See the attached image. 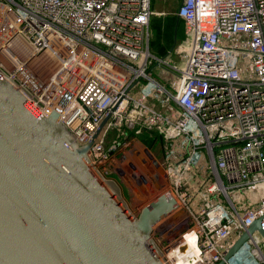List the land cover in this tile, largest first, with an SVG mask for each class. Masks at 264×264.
Returning a JSON list of instances; mask_svg holds the SVG:
<instances>
[{
  "label": "built area",
  "instance_id": "built-area-1",
  "mask_svg": "<svg viewBox=\"0 0 264 264\" xmlns=\"http://www.w3.org/2000/svg\"><path fill=\"white\" fill-rule=\"evenodd\" d=\"M161 14L150 0H0V76L24 89L35 111H58L81 145L107 119L88 152L89 164L106 179L117 148L115 141L105 146L111 128L116 139L128 132L169 144L181 136L188 154L164 171L184 202L185 228L172 243L162 236V245L155 226L153 239L164 257L191 224L198 249L192 264H215L254 220L264 232V0H179L176 15L188 42L179 64L149 50V22ZM155 67L173 75L168 88L153 78ZM134 87L166 110L178 107L180 116L172 120L134 99ZM147 114L154 123L145 122ZM200 157L209 168L203 188L216 197L208 202L205 194L194 209L183 181ZM249 189L254 196L236 197ZM224 264H264V239L254 233Z\"/></svg>",
  "mask_w": 264,
  "mask_h": 264
},
{
  "label": "water",
  "instance_id": "water-1",
  "mask_svg": "<svg viewBox=\"0 0 264 264\" xmlns=\"http://www.w3.org/2000/svg\"><path fill=\"white\" fill-rule=\"evenodd\" d=\"M23 92L0 76V264H167L153 231L177 209L174 197L131 214L115 180L89 164L105 120L81 145L58 111H35ZM254 233L264 239L260 219L215 264Z\"/></svg>",
  "mask_w": 264,
  "mask_h": 264
},
{
  "label": "rangeland",
  "instance_id": "rangeland-1",
  "mask_svg": "<svg viewBox=\"0 0 264 264\" xmlns=\"http://www.w3.org/2000/svg\"><path fill=\"white\" fill-rule=\"evenodd\" d=\"M173 1L175 2H172V0H165V1L158 0L157 2H155V0H152L151 9L155 12L163 11L166 13L167 16L171 14L173 16L174 8L175 6L176 7L178 6V0H173ZM173 3L175 5H173ZM155 7L157 9H155ZM155 19H161V18L157 16ZM166 23L167 21L165 19L163 24H161L163 30H166ZM166 33L167 31L165 32V34ZM161 35L162 33H160L159 38H156L157 41H155V44H157V46L159 45L163 47H165L166 44L171 45V38L169 39L166 37L162 38L164 35L162 36ZM153 37H154V33L151 32V35H150L151 53L154 52L153 51L154 50L153 49L154 47ZM187 46H188V42L186 41V39L181 38L172 47V49L174 50L172 53L175 55L174 59H176L177 52L178 53L180 52V61H175L171 53L168 55L162 56V57H158V56L156 57L164 58L165 61L169 64H179L185 58L184 53H185V50L187 49ZM44 66L48 67L47 64H45ZM152 75H153V78L154 77L156 79L159 78L162 82H167L168 80L169 81L174 80L173 75H171L167 71L162 70L161 68H158V67H155L152 70ZM121 127H126V126H121ZM116 129L117 128H111V130L108 131L106 145H105L106 148H108L112 144V141H115V143L117 144V148L113 150V152L111 153V158H110L111 159L110 166H111V171H112L111 177L120 186L121 188L120 192H121L122 199L127 204L128 209L130 210L131 214L137 215V213L139 212L142 206L146 205L148 202H150L152 199H154L158 195L163 194L165 192L163 191L164 189L165 190L167 189L172 190V189H170L169 181L167 178V173L164 171L162 167V162L160 160H156L154 156L151 154L150 150L142 147L143 145H146L145 141L146 139L148 140L149 135L145 136L144 134H139L135 136L134 134L133 137H130V138L127 137L126 140L119 139V138L116 139V134L118 133ZM141 144L143 145L140 146ZM142 159L146 160L145 163H148V166L145 165ZM134 174H136L137 176H135ZM140 192L142 196H140L139 198L138 195L140 194ZM159 224L160 223H158L157 225L159 226ZM171 226L173 228L169 227L170 229L168 228L165 230L166 233H165L164 238L167 237L170 232H171L170 234V238H171V236L176 232V229H177L176 225L174 224ZM189 228L191 230L192 228L191 224H188V227L184 231L188 230ZM153 238L154 239L158 238V233L157 235L155 234ZM159 240L162 245L165 243V240L162 237L159 238Z\"/></svg>",
  "mask_w": 264,
  "mask_h": 264
},
{
  "label": "crops",
  "instance_id": "crops-1",
  "mask_svg": "<svg viewBox=\"0 0 264 264\" xmlns=\"http://www.w3.org/2000/svg\"><path fill=\"white\" fill-rule=\"evenodd\" d=\"M157 1L158 0H155V2H157ZM163 1H165V0H163ZM172 2H175V1L172 0ZM151 3H152V0H150V6H151ZM155 4H157V3H155ZM166 5H168V4H166ZM173 5H175V4L173 3ZM178 6H179V0H178ZM178 6L177 7L175 6L174 11H173V13H174L173 16H172V14L167 16L166 13L162 11V12H159L162 14L158 16L161 19H155L157 16L156 17L153 16L150 19L149 32H150V35H151V32L154 33V37H153L154 38V42H153L154 43V47H153L154 52L152 54L155 56L162 57V56H165V55L171 53V55L173 56V59H174L175 55L172 53L174 50L173 49L171 50V48L173 47L174 43L179 41L181 38L186 37L185 22L176 15V11H177ZM155 9H157V8L155 7ZM165 19L167 21L166 30H163L161 24H163ZM167 27L169 30L167 29ZM160 28H161V30H160ZM166 31H167V33L165 34ZM160 33H162V35H164L162 38H165V37L168 39L171 38V45L166 44V46L163 47V46H159V45L157 46V44H155V41H157L156 38L160 37ZM150 48L151 47H150V38H149V50H150ZM150 52H151V50H150ZM154 79L157 82H159L160 84H162L168 88V86H166L167 82H162L159 78L156 79L155 77H154ZM130 94L134 99L145 102L149 106L160 110L164 114H168L172 120H175L180 116L181 111L178 107L172 106L168 110L160 107L158 99H156L153 94H150L149 96L141 95L137 91L136 87H134L130 91ZM145 122L154 123V118L149 116V114H147L146 118H145ZM182 140L183 139L181 138V136H178L177 138L171 140L168 144V141L165 138L160 137V138H158L152 142H148V140L146 139V141H145L146 145L141 144L140 146L143 145L142 146L143 148L150 150L151 154L154 156V158L156 160H160L162 162V167L165 170L166 165H168V164L176 165L180 162L181 158L185 157L188 154V148L186 146L180 147V145H179V142ZM171 144L173 146V149L171 148ZM171 150H172V152H171ZM208 172H209V168H208V165L205 163V159L203 157H200V159L197 160V162L194 163L190 167V170L187 171L184 175L185 177H184V181H183L184 182V189L183 190H185L189 194L190 205L194 209H199L202 206V201L204 199L205 194L208 197V199H207L208 202L211 199H212L211 201H213L216 197V196H214V194H208L206 189L203 188V186L206 185L208 183V180H209L206 178Z\"/></svg>",
  "mask_w": 264,
  "mask_h": 264
},
{
  "label": "bare ground",
  "instance_id": "bare-ground-1",
  "mask_svg": "<svg viewBox=\"0 0 264 264\" xmlns=\"http://www.w3.org/2000/svg\"><path fill=\"white\" fill-rule=\"evenodd\" d=\"M6 68H7V66H6ZM18 79H21V78H18ZM46 86L49 87V82H48V84H46ZM44 101H45L46 104L51 102L52 106H53L52 108H55V107L58 106L57 101H53V100H51L49 98H46ZM123 104H124V102H123ZM104 120L106 122L107 119H104ZM142 161L144 163L146 162L145 159L144 160L142 159ZM145 165L148 166V163H145ZM92 168L95 169L94 167H92ZM134 175L137 176L136 174H134ZM138 188H136V189H138ZM164 191L165 192L168 191L172 195V197H174L178 208L176 209V211L170 217H167L166 219H164L163 222H159L160 224L156 228V230H158L160 233H162V235H160V237H162V236L164 237L165 236V233H166L165 230L166 229H168L169 227L173 228L171 225H174V224L176 225V227H177L176 232H178L182 228H185V221H186V219H185L186 218V213H185V210H184V207H183L184 202L182 203L181 201H178L175 198V196L173 195L171 190L167 189V190H164ZM137 193H139V192H137ZM254 194H255V191L253 189H249V190H244V191L236 194V197L238 199H240V200L241 199L244 200L247 197H249L250 195L254 196ZM140 196H142L141 192L138 195V197L140 198ZM252 196H250V197H252ZM172 218H175V220H172ZM178 222L180 224H177ZM170 234H171V232L165 238L169 239L170 238ZM174 234L172 236H174ZM172 236L169 239V241H171V243L173 241L172 240ZM177 241L179 243L178 247H173L172 246L173 244H169L170 248H165L164 257L166 259L167 264H192V263H195L197 261L198 249H197V245H196V238H195V235H194V231H192L190 229H188L186 231H182L180 233ZM244 249H245L246 253H251L252 254L254 252V249L251 250V248L248 247V246H245Z\"/></svg>",
  "mask_w": 264,
  "mask_h": 264
},
{
  "label": "trees",
  "instance_id": "trees-1",
  "mask_svg": "<svg viewBox=\"0 0 264 264\" xmlns=\"http://www.w3.org/2000/svg\"><path fill=\"white\" fill-rule=\"evenodd\" d=\"M122 136V139L126 140L127 137H133L132 133L125 132L124 134H120Z\"/></svg>",
  "mask_w": 264,
  "mask_h": 264
}]
</instances>
